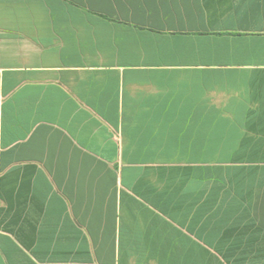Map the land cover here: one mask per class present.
<instances>
[{"label":"crops","instance_id":"1","mask_svg":"<svg viewBox=\"0 0 264 264\" xmlns=\"http://www.w3.org/2000/svg\"><path fill=\"white\" fill-rule=\"evenodd\" d=\"M0 264H264V0H0Z\"/></svg>","mask_w":264,"mask_h":264}]
</instances>
